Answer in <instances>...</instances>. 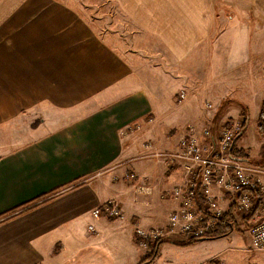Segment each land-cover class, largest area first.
Wrapping results in <instances>:
<instances>
[{"label":"crops","instance_id":"1","mask_svg":"<svg viewBox=\"0 0 264 264\" xmlns=\"http://www.w3.org/2000/svg\"><path fill=\"white\" fill-rule=\"evenodd\" d=\"M112 1L119 18L100 31L71 0H0V264H140L149 249L136 229L168 225L179 205L170 190L183 180L182 168L149 154L176 148L189 124L248 129L249 115L219 121L206 103L249 110L264 101L258 19L237 34L245 59L224 32L223 59L211 42L225 11L217 0ZM174 114L186 122L179 130ZM111 200L124 220L91 216ZM235 232L208 239L224 244L212 257L178 264H233L245 238L264 264V251L244 233L240 247ZM167 244L183 247L163 242L146 264H175L160 262Z\"/></svg>","mask_w":264,"mask_h":264},{"label":"built area","instance_id":"2","mask_svg":"<svg viewBox=\"0 0 264 264\" xmlns=\"http://www.w3.org/2000/svg\"><path fill=\"white\" fill-rule=\"evenodd\" d=\"M186 97V92L181 91L177 101ZM205 106L209 110L215 108L211 103ZM246 129L241 121L202 130L189 124L176 148L149 154L183 171V180L170 190L179 205L169 214L168 235L178 233L187 239L205 237L215 229L226 212L224 204L230 199L233 215L248 217L246 234L252 247L264 251V165L234 153L237 138ZM198 197L205 200L206 210L199 207ZM91 216L124 220L126 214L119 202L111 200L94 207ZM89 229L94 230V226L90 224ZM166 233L155 227L136 229L138 241L146 247L150 241L166 238Z\"/></svg>","mask_w":264,"mask_h":264},{"label":"rangeland","instance_id":"3","mask_svg":"<svg viewBox=\"0 0 264 264\" xmlns=\"http://www.w3.org/2000/svg\"><path fill=\"white\" fill-rule=\"evenodd\" d=\"M71 1L74 7L78 8L85 17L91 20L93 22L94 27L97 28L98 30L112 31L114 29L113 27L114 18L115 17L119 18V16L116 14V11L119 12V9L115 6V3L112 0H71ZM217 3H218V7L223 6L225 11L222 10L221 13L220 12L218 13V21H217L218 25L211 39L212 45H217L219 56L220 58L221 56H223L224 59L225 45L222 44L221 41L223 39L224 40L227 39L226 36L225 38L223 37V34L224 32L229 31L230 36L228 38L232 40V42L234 43L233 45L236 48L234 52L235 58L236 57L239 58L241 56V59L242 58L245 59V52H244L245 49H242V43L241 40L237 37V34L238 35L242 34V30H245V23L247 21L255 20V19H258L260 21L259 25H261V27L259 28V30L263 31L264 33V15L263 16L260 15L259 17L255 15L251 16L250 15L251 13L249 12V10L251 9H256L259 7L264 8V0H225V1L217 0ZM248 23L253 24L254 22L251 21ZM119 28H121V25ZM115 29H117V27H115ZM240 46L241 48L239 51L238 47ZM238 51L240 53H238ZM237 66L238 65L234 64L232 70L233 72L232 71L231 72L234 75H236L237 73L243 74L244 72L240 70V66L239 69H237ZM231 84H232L231 80L225 81V88H229ZM242 84H244V82ZM242 87L245 88V84L242 86L236 84L235 88L243 89ZM177 97H178V93H177ZM203 109L204 111L207 112L206 116L208 115V112H211L212 114L217 113L216 118H218L219 121L225 120L226 117H241V116L245 117V113H247V115H249V117L247 116V123L249 124L248 129L247 132L244 133V135L237 142V147L245 150L248 153V157L246 158L249 159L250 157L252 159L250 160L251 162H260L256 164L264 165V118L261 116V114H263L264 116V101L262 102L261 106L256 104L254 105L251 104L249 110H247L245 106L244 107L224 106L218 108L215 107L214 109L211 110H209L207 107H203ZM172 118H173V125L174 127H177V130H179V128L182 127L184 123H186L184 121V116L174 114L172 115ZM167 122L169 121L166 119L164 126H170L169 123ZM259 122H261L263 125L261 129L259 128ZM207 123L209 124L210 122L207 120ZM219 127L220 126H218V128ZM166 129H167L166 127H161L159 130L160 131L159 135L162 136V134H165ZM147 161L148 160H136L135 164L139 165L140 163H146ZM243 217H239V216H237V218L235 217L237 219L235 220L238 221L237 230H235L237 232L235 233H236V237L239 238L237 239L236 242L239 244L240 247L244 248L243 244L245 242V252H243L244 254L242 255L241 254L235 255L231 262L233 264H253V263L257 264L259 262L256 259V255L254 256V252L248 249V241L246 240V238L243 239L244 242H242V240L240 239L241 237H243L244 234L247 235L246 234L247 227L249 225L248 217H245L244 219L241 220V218ZM155 228L159 229L163 233L167 232V226L155 227ZM173 234L174 233H172L170 237H173ZM136 236L138 235L136 234ZM166 236L169 237L167 233ZM176 237L178 236L176 235L175 238ZM183 240H188V239L184 236V239L181 238V241ZM139 245L143 248H146V245L142 244L141 242H139ZM222 245L224 244H221L220 242H216V240H208V239L198 240L193 243L183 245V247L180 246L177 247L176 245L173 244H167L163 249V256L162 259H160V262L166 259V260H172L175 264H178L179 262L188 261L189 259L199 260V259L210 258L213 256V254H215V252L220 247H222ZM173 247H177V249H174ZM165 264H168V262H166Z\"/></svg>","mask_w":264,"mask_h":264},{"label":"trees","instance_id":"4","mask_svg":"<svg viewBox=\"0 0 264 264\" xmlns=\"http://www.w3.org/2000/svg\"><path fill=\"white\" fill-rule=\"evenodd\" d=\"M245 115L247 116V113H245ZM261 116L263 117V114H261ZM261 118V117H260ZM264 118V117H263ZM262 123L259 122V128H262ZM240 138V136L238 137ZM237 138V140H238ZM234 153H237L238 155L244 156V157H248V153L243 150V149H239L238 147H234ZM198 205L202 210H206V203L205 200L202 197H198ZM232 209V208H231ZM231 209H228L223 215L222 217H220L216 223L215 229L213 230V232L208 233L205 237L202 238H190L188 240H172L169 238H164V239H159L157 241H153V242H149L148 244V249L149 252L145 255V258L141 261L140 264H146L149 261L153 260L157 255H158V250L160 245L163 242H173L175 244L178 245H187L190 243H193L195 241L198 240H206V239H216V238H221V237H225L228 234H230L232 231L237 230V224L238 221H236L237 219L235 218V216L233 215V211ZM236 219V220H235ZM236 223V224H235Z\"/></svg>","mask_w":264,"mask_h":264},{"label":"water","instance_id":"5","mask_svg":"<svg viewBox=\"0 0 264 264\" xmlns=\"http://www.w3.org/2000/svg\"><path fill=\"white\" fill-rule=\"evenodd\" d=\"M243 132H245V130H244ZM243 132H242V133H243Z\"/></svg>","mask_w":264,"mask_h":264}]
</instances>
